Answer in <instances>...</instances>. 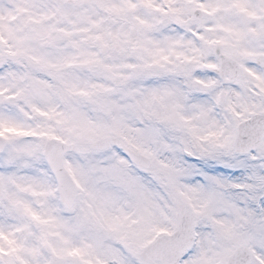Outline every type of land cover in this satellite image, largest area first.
Segmentation results:
<instances>
[{
  "label": "rangeland",
  "instance_id": "1",
  "mask_svg": "<svg viewBox=\"0 0 264 264\" xmlns=\"http://www.w3.org/2000/svg\"><path fill=\"white\" fill-rule=\"evenodd\" d=\"M75 1L0 0V233L18 231L0 235V264H147L178 204L196 216L180 264H226L239 245L264 264V141L233 149L237 124L264 112V0ZM223 55L240 83L216 75ZM103 136L153 165L92 150ZM51 138L79 148L64 159L71 212L43 157Z\"/></svg>",
  "mask_w": 264,
  "mask_h": 264
},
{
  "label": "water",
  "instance_id": "2",
  "mask_svg": "<svg viewBox=\"0 0 264 264\" xmlns=\"http://www.w3.org/2000/svg\"><path fill=\"white\" fill-rule=\"evenodd\" d=\"M229 76L230 80H237L241 77V68L230 58L224 57L221 62L220 76ZM264 136V116L253 115L249 120L243 122L238 126V133L235 140V151L237 153H247L256 149ZM109 145L123 148L121 142L112 137L103 138L94 144V147L102 149ZM73 146L65 147L62 144L50 142L46 153L50 165L56 173L61 195L64 203L70 207L75 197V192L72 188L61 164V157L67 151L73 150ZM133 155V154H132ZM137 160L142 163L140 157ZM193 216L182 214L180 217V224L178 232L173 236H165L151 245L146 252V257L150 260H161L163 264H177L179 258L182 257L185 249L189 246L191 241V227ZM249 253L240 248L233 256L229 264H249ZM56 264H63L57 262Z\"/></svg>",
  "mask_w": 264,
  "mask_h": 264
}]
</instances>
